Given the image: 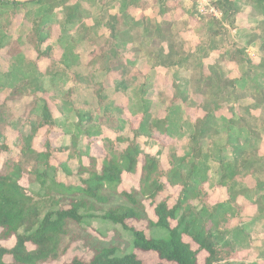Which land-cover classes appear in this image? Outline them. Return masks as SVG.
<instances>
[{
    "label": "trees",
    "instance_id": "1",
    "mask_svg": "<svg viewBox=\"0 0 264 264\" xmlns=\"http://www.w3.org/2000/svg\"><path fill=\"white\" fill-rule=\"evenodd\" d=\"M232 2L215 0L214 5L224 15L233 16L238 7ZM255 2L261 10V23L264 26L263 0ZM22 6H29L26 18L32 22L33 28L27 36L32 34L35 39L32 37L25 40L21 35L14 39L0 29V50L6 48L10 60L13 59L9 61L11 72L0 71V82L3 78L10 82L7 85L10 87L8 101L15 99L27 88L32 91L41 90L42 77L46 73L40 72L36 64L25 57L20 46L23 42L31 43L37 55L51 49L48 45L41 51L40 46L46 41L52 26L58 22L54 10L60 7V3L59 0H0V18L9 9L13 8L14 12H18ZM35 7H40V10L42 8V15L37 20L33 17ZM61 10L69 20L70 5H63ZM62 38L67 51L71 46L65 36ZM66 51L62 54L63 63L70 67L72 59ZM53 69L47 73L52 83L63 74L61 68ZM212 70L209 67L210 74L213 73ZM2 88L6 89L0 84V89ZM101 90L102 86L95 91L96 96L91 105L89 103L84 111L76 114L74 132L69 133L72 135L71 143L55 146L47 139L42 151L35 150L32 145L43 126H47L46 132L51 129V124L46 123V116H50L48 107L43 106L44 118L37 120L28 114L22 119L16 118V112H11L6 102L0 104V139H4V131L8 126L19 128L16 140L18 151L9 155L0 168V264H40L60 258L71 241L80 239L79 234L71 229L72 226L78 227L84 217L96 215L95 204H108L114 197L123 198L125 203L111 205L102 212L101 217L120 224L128 231L131 234V246L139 251L155 252L160 260L171 264H200L197 254L201 250L207 253L203 264H261L259 258L264 254V239L260 243L243 226L253 218L264 217V180L257 178L252 187H248L243 181L248 173L253 176L264 173V159L258 156L257 150L248 153L239 151L232 158L219 156L216 159L219 164L216 187L225 190V198L211 199L206 186L210 180L209 161L213 156L204 152L201 147L203 139L213 133L206 121L201 119L194 123L195 132L189 137L187 144L191 152L184 155H177L172 150L175 141L173 134L165 128L166 121L149 122L147 114H143L138 127L132 129L131 137L119 135L113 140L106 139L102 135V125L108 124V128L119 133L127 122L120 120L123 113L121 106L112 101L104 103ZM142 134L149 138L168 139L167 144L159 151L165 152V162L160 160L159 155L142 150L139 140ZM96 140H101L104 149L99 165V157L91 153V144ZM78 144H81L80 148ZM2 151H8L4 142L0 144V153ZM66 152L67 160L77 158L80 162L77 174H87L86 178L81 179L82 184L79 186L60 183L55 179L57 167L49 159L54 153ZM139 163L138 188L130 193L118 191L122 174H135ZM59 166L62 164L59 163ZM23 175L28 184L39 186L32 196L26 193L19 182ZM166 188H176L177 196L172 201L166 196L157 202L156 199ZM57 194L68 197L67 208L57 206ZM76 194L81 197L75 199ZM47 195H51L52 200H48L52 203L50 208L44 209L41 203L43 196ZM65 196L59 199L64 200ZM144 199L150 203L155 202V222L147 216L142 203ZM251 209L254 211L250 214ZM128 219L144 220L147 227L159 228L164 234L148 236L143 229L127 226L125 221ZM232 220L235 225H232ZM184 236L196 244L198 249H193L190 243L185 242ZM12 238L15 241L11 247L1 244ZM85 239V244L88 243L92 251L87 264H142L132 250L119 254L116 246L94 245L87 237ZM27 244L31 247L28 248ZM6 255L11 256V262H5ZM234 259L243 261L236 263ZM69 264L86 262L74 256Z\"/></svg>",
    "mask_w": 264,
    "mask_h": 264
},
{
    "label": "crops",
    "instance_id": "2",
    "mask_svg": "<svg viewBox=\"0 0 264 264\" xmlns=\"http://www.w3.org/2000/svg\"><path fill=\"white\" fill-rule=\"evenodd\" d=\"M231 1L238 7L233 16L221 11L219 18H199L195 0H66L65 4L70 5L71 10L69 20L66 18L64 22L67 29L61 34L67 35L76 25L82 24L86 27V35H81L76 45L68 40L71 48L67 51V45L61 39L62 51L57 68H61L63 74L56 77L54 83L48 79L46 84L52 91L53 100L49 101L54 108L47 104V100L37 98L39 90L34 91L26 106H21L20 115L17 107L8 104V108L16 112V118L22 119L28 114L33 119L42 120L43 106L46 105L50 113L46 116V123L51 124L50 131L54 129L53 125H59L64 129V137H71L69 133L74 132L76 114L84 111L89 103L91 105L95 91L102 86L104 103L112 101L122 107L121 121H125L122 117L125 110L138 118V125L143 114L148 115L149 122L165 120V128L173 134L175 141L172 150L177 155L191 152L188 139L195 132L194 123L203 119L213 130L203 139L201 147L213 156L209 161L208 175L209 183L216 187L219 176L216 159L219 156L232 158L239 151L248 153L256 149L258 156L264 159L263 17L255 0ZM27 7L22 6L18 12L9 9L6 14L21 15L32 29V22L26 18ZM41 11L40 7L34 8L35 20L42 15ZM123 46L131 47L127 57L121 50ZM80 47L89 48L85 58L80 54ZM65 51L72 59L70 67L63 63ZM209 67L213 68L211 74ZM68 79L72 82L70 86H66ZM117 89L125 96L126 107L111 97V90ZM24 97L31 96L24 92L14 98ZM155 104L161 106L163 114H158ZM59 110L63 119L58 117L56 120L55 114ZM107 126L102 125V130L105 128L116 133ZM7 128L15 130L12 126ZM42 128L46 131L47 126ZM127 128L126 125L119 133L130 136ZM140 136L145 139L143 142L150 143L148 135ZM178 148L183 152L178 153ZM5 152L8 154L3 161L11 155L9 149ZM60 154H66L67 160V152ZM63 163L65 174H71L70 167ZM257 178L264 180V173L255 176L248 173L243 181L252 187ZM217 192L213 199L225 198L224 189ZM253 211L251 209L250 214ZM251 220L258 223L257 218ZM258 224L264 235V217ZM259 261L264 263L261 258Z\"/></svg>",
    "mask_w": 264,
    "mask_h": 264
},
{
    "label": "rangeland",
    "instance_id": "3",
    "mask_svg": "<svg viewBox=\"0 0 264 264\" xmlns=\"http://www.w3.org/2000/svg\"><path fill=\"white\" fill-rule=\"evenodd\" d=\"M59 3L63 6L66 3V0H60ZM61 9L62 7L56 10V15L58 19L57 24L52 26L51 28L52 30L50 34L47 36L46 41L40 46L41 51H44L46 46L48 45L51 46L50 50L46 49L42 54L37 55L31 43L25 44L23 42L20 46L21 50L28 57V59H30L33 63L36 64L39 71L42 73H46L42 77V90L39 92H36V96L37 98L39 97V98L44 99L45 102L47 100V104L51 106L52 108H54V106L49 101V100H53V96L51 93L52 91L50 90L49 86H47L46 84L49 82L48 80L49 76L47 74L48 71L53 68L55 69L59 66L57 62L60 61V57H61V51H62L60 47V45L62 44L61 39L63 35H65V34H61V32L63 33L64 30L67 29V26L64 24V22L67 21L66 19L67 15ZM21 14L23 15V12ZM36 14H39V12H37ZM0 29L12 35L14 39L19 35H21V37H23L25 40L30 39L32 37H33L32 38L33 40L35 39V36L32 34L30 36H27L28 34H30L31 24L26 19L24 21L21 18V15H18V16H14L12 14L3 15L2 18H0ZM85 29L86 27L84 25L82 26V24L76 25L75 28L70 30L68 34L65 35L66 39L70 40V43H73L74 45L78 44L81 35H86ZM130 48H131L130 46H127V47L123 46L121 48L125 57L129 56L130 53L128 52V49ZM80 49H81L80 54L82 53L83 54L82 57L85 58L87 56V52L89 48H87L86 50L83 47H80ZM75 52L78 53L77 47L75 48ZM12 60H10L6 52V48L0 50V71L1 72L10 71L11 63L9 61H12ZM67 76L68 78H70V73H68ZM107 79L110 80V78H107ZM8 83L10 82H8V80L5 78H3L0 82L2 87L6 88V89L2 88V90L0 89V104L4 101L7 103V105L11 104L12 106L17 107V113L20 115L22 111L21 106H26L32 100V96H34L35 92L32 91L31 88L26 89L24 92L29 93L31 97H26V98L24 97V99H18V100L15 99V101L13 102L8 101L10 99L8 96L9 88H10V87H7V85H9ZM70 85H72V82H71V79H68V81L66 82V86H70ZM111 91H112L111 97L115 101H117V103L121 104L123 107L124 106L126 107V99L122 91H120L119 89L115 91L113 90ZM24 92L21 91L20 95H23ZM160 107L161 106L158 104L154 105V108L155 109L157 108L158 110V114H163V110H161ZM61 115H62V112L60 110L57 111L55 114L56 120L58 117L59 119H63ZM122 117L127 122V127H128L127 129L130 135L129 137H131V135L133 134L132 129L134 130L138 125V122H137L138 118L136 116L131 115L127 110L124 111V114ZM53 127L54 129L49 132H46L44 128H41L38 131L36 137L33 140L34 142L32 145L35 150L37 149L38 151H42L44 149L43 145L47 139L51 142V144L55 146L61 143H71L72 140H70V138L72 137H64L63 127L59 125H53ZM16 131L17 129L13 131L10 128H6L4 131V134H5L4 139L3 140L0 139V144L4 142L7 145L9 149V153L11 155L16 154V151H18L15 145L16 135H17ZM103 131H105L103 137L108 136L111 138L113 137L115 138L119 135L124 136V134L113 133L112 131H109L105 128L103 129ZM66 140L68 142H65ZM139 140L141 141L142 150H145L146 153H151L157 156L159 155L160 160L165 162V159H166L165 152L163 151L159 153V151L162 147H164L167 144L168 139L166 138L163 139V137L151 138V139H148L150 141L149 144L146 142H143L145 139L142 140L141 136H139ZM169 146L170 144L168 145V147ZM177 150H178V153L183 152L182 149L179 150L178 148ZM91 153L99 157L98 159V165H99L101 162V157L104 154V149H103L101 140H96L95 142L91 144ZM6 154L8 153L4 151L0 153V167H1V163L3 159L5 158ZM140 159L142 160V155H140ZM141 160H140V163H142ZM65 161H66V154L54 153L51 155L49 162L53 166L57 167V171L55 172V179L65 184L76 185V186L81 185L82 184L81 179L86 178L87 174H77V170H78V166L80 165V162L75 158L66 162L65 165L67 164V167H70L72 171L71 174L67 175L65 174L64 168L62 166H59V163H63ZM140 163L138 166V171L135 174H130L126 172L122 174V182L118 186V191L124 190L127 193H130L131 191L138 188ZM19 182L25 188L26 193L31 196L34 195L39 189V186L36 184H32V185L28 184V182L26 181L25 175L22 176ZM218 189L220 190V188L215 187V185H212V183H209L206 186V190L208 191L211 199H213L212 197L218 194L217 192ZM177 193H178V190L176 188H166L162 192L161 196H159L156 199V201L158 202L160 198L166 197V196H168L170 201H172L177 196ZM50 196L51 195L43 196V200L41 203L42 208L44 209L50 208L51 203H52V201L48 200V199H51ZM61 196L64 197L65 195L57 194V196L55 197L57 201V206L67 208L69 206L68 197L65 196L66 198L64 200H60L59 197ZM80 197H81L80 195L76 194L75 199L80 198ZM120 203H125L124 199L121 197H114L112 201L109 202L108 204H95L94 213L96 215L84 217L82 220V224H80L78 227L72 226L71 228L75 233L79 234L80 239L77 241H74V240L71 241L69 244V248L66 250V252L63 255H61L60 258L53 260V261L40 263V264H69V262L74 256L78 257L79 259L86 262L87 264L89 259L92 256V251L90 249L91 247L89 248L88 243L85 244L84 242V241H87L85 239L86 237L88 238L89 242L94 245L97 244L100 246L118 247L119 254H123L124 252H128L132 250L133 252L136 253L137 257L141 260L142 264H158V263L171 264L168 261L160 260L155 252H142V251L135 249L133 246H131V242H132L131 234L128 231H126L120 224L111 223L110 221L105 220L101 217L102 212L109 209L111 205H117ZM142 203L144 204L146 208L145 211L147 213L148 218L155 222L157 220L154 214L155 202L150 203L149 200L144 199L142 200ZM261 220H262V217L257 218L258 223L261 222ZM254 221L255 220L248 221L243 226L247 231H251L252 238L258 239L259 241H261L264 238V235L261 234L262 231H260V225L258 223H254ZM125 223L127 224V226H132L136 229H143L145 234L148 236L149 235L159 236V235L164 234V231H162L159 228L147 227L146 222L144 220L135 221L132 219H128L125 221ZM172 224H174V222H172ZM232 225H235L233 220H232ZM183 239L185 242L190 243L193 249H198V246L192 243L191 240L187 236H184ZM14 241H15L14 238H12V239H9L8 241L1 242V244L6 247H11L14 244ZM27 247L30 248L31 247L30 244H27ZM249 251L250 249H248V252ZM197 256H198L199 263L203 264L205 261V258L207 257V253L201 250L198 252ZM260 258L262 261H264V254L261 255ZM4 260L5 262H11V256H8V255L4 256ZM233 261H237L236 263H238V262H242L243 260L234 259Z\"/></svg>",
    "mask_w": 264,
    "mask_h": 264
},
{
    "label": "built area",
    "instance_id": "4",
    "mask_svg": "<svg viewBox=\"0 0 264 264\" xmlns=\"http://www.w3.org/2000/svg\"><path fill=\"white\" fill-rule=\"evenodd\" d=\"M195 11L199 18H219L222 12L214 5L213 0H195Z\"/></svg>",
    "mask_w": 264,
    "mask_h": 264
},
{
    "label": "water",
    "instance_id": "5",
    "mask_svg": "<svg viewBox=\"0 0 264 264\" xmlns=\"http://www.w3.org/2000/svg\"><path fill=\"white\" fill-rule=\"evenodd\" d=\"M263 4H264V0H263Z\"/></svg>",
    "mask_w": 264,
    "mask_h": 264
}]
</instances>
